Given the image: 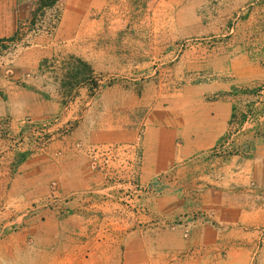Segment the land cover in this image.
Instances as JSON below:
<instances>
[{
	"label": "crops",
	"instance_id": "0c3cea01",
	"mask_svg": "<svg viewBox=\"0 0 264 264\" xmlns=\"http://www.w3.org/2000/svg\"><path fill=\"white\" fill-rule=\"evenodd\" d=\"M201 4L0 0V264H264V47L176 55Z\"/></svg>",
	"mask_w": 264,
	"mask_h": 264
},
{
	"label": "rangeland",
	"instance_id": "374dc122",
	"mask_svg": "<svg viewBox=\"0 0 264 264\" xmlns=\"http://www.w3.org/2000/svg\"><path fill=\"white\" fill-rule=\"evenodd\" d=\"M51 1L52 0H41L39 13L43 17L46 12H50L51 17L48 19L54 22L52 23L53 26H56L60 18L58 13L59 9L52 5L58 0L53 4L50 3ZM130 1L132 2L133 0ZM201 1L200 13L202 16V34L200 36L178 40L176 42V55H179L191 45L216 46L217 51L222 52L219 53V55H231L235 58L245 56V48H247L249 52L252 51V49L255 50V48L260 45L264 47V0ZM131 4L132 3L127 4L126 7L127 9L129 7L133 11L134 7ZM215 13L217 14L218 20H211L209 17L211 14ZM18 38L7 40L14 43ZM1 47L7 46L1 44ZM176 60H178V58ZM15 61L16 58L12 62H10L9 59L7 63L11 66V63ZM12 71L13 69L11 68L10 73H12ZM70 87L73 86L71 85ZM93 87H96V85H93ZM0 229H3V227L0 226Z\"/></svg>",
	"mask_w": 264,
	"mask_h": 264
},
{
	"label": "built area",
	"instance_id": "2783aa9c",
	"mask_svg": "<svg viewBox=\"0 0 264 264\" xmlns=\"http://www.w3.org/2000/svg\"><path fill=\"white\" fill-rule=\"evenodd\" d=\"M52 23H54V22H52ZM19 39H22V37L19 38ZM3 43H5L9 47V50L7 52V54H9V55L6 54V58L9 57V58H7L8 60H6V58L3 57V55L1 54V49H0V59L2 60V64L6 65L5 66V69H6L5 71H6V74H7V73H10V71H11L10 66H8L10 64H8L7 62L9 61V59H10V62L14 61V59L18 56V52H19V49L22 46V44H21L20 41H18V39L14 43H12V41H9V40H4ZM255 95H256L257 103L260 106L264 102V85H262L260 87V89L257 90ZM256 110L257 109H255L253 111H250L249 114L247 113L248 115H247V118H246V121H245V125L248 124V125L252 126L254 123H256V118L257 117L255 115L257 113L259 114V116H262L259 113V111H256ZM260 118L262 119L263 116L260 117ZM246 128L247 127L245 126V130H246ZM238 133L239 132H235V135L238 136L237 135ZM234 137L235 136H232V138H234ZM91 149H92L91 155L93 157L91 164H92V166L94 168H102V169H104L105 165H107L110 160L119 161L121 159L122 150H121V153H120V150L118 149L117 146L108 147L106 149L105 148H101V147H95V148H91ZM99 156L103 160V161H100V162H102L100 164L98 163V160H97V158ZM134 188H136L139 191H143L145 193V195L148 193V186L147 185L142 186V185L134 182ZM127 196H128V194H127Z\"/></svg>",
	"mask_w": 264,
	"mask_h": 264
},
{
	"label": "trees",
	"instance_id": "16d2710c",
	"mask_svg": "<svg viewBox=\"0 0 264 264\" xmlns=\"http://www.w3.org/2000/svg\"><path fill=\"white\" fill-rule=\"evenodd\" d=\"M56 0H52L50 3L53 4Z\"/></svg>",
	"mask_w": 264,
	"mask_h": 264
}]
</instances>
